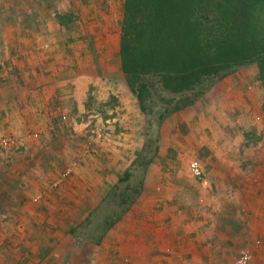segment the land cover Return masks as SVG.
Listing matches in <instances>:
<instances>
[{
	"label": "crops",
	"instance_id": "crops-1",
	"mask_svg": "<svg viewBox=\"0 0 264 264\" xmlns=\"http://www.w3.org/2000/svg\"><path fill=\"white\" fill-rule=\"evenodd\" d=\"M25 1H30L28 9L0 8V137L11 133L23 146L12 164L0 158V225L13 226L0 241L16 230L10 238L14 247L5 241L0 250V263L16 256L18 262L12 264H29V258L30 264H55L54 258L69 252L63 245L70 239L67 230L81 224L109 189L103 173L90 174V169L83 172L79 167L45 192L48 181L56 179L66 164L62 146L70 150L79 145L77 136L68 138L66 129L83 124L89 96L98 103L110 98L118 103L106 108L115 113L106 122L119 115L120 121L129 120L133 97L122 78L118 38L115 44L105 40L112 29L102 28L106 37L91 43V57L74 54L62 59L63 52L55 47L59 43L52 38L58 30L49 8L53 0ZM43 1L47 10L39 13L36 5ZM15 16L20 18L16 27L10 24ZM40 29L43 35L38 34ZM256 72L250 66L227 76L214 88L216 97H209L210 104L198 102L160 125L158 152L147 166L141 197L112 228L115 239L110 247L120 248L124 232L128 244L124 257L130 264H232L241 248L251 252L250 264H264V148L237 156L239 144L228 137L241 127H233V118L242 126L249 112L255 120L264 118ZM76 117L82 122H75ZM131 122L125 138L135 139L138 126ZM193 162L199 175L190 169ZM40 192L45 194L35 202ZM70 205L82 209V214L63 217L68 228L59 235L54 222L63 221L52 209Z\"/></svg>",
	"mask_w": 264,
	"mask_h": 264
},
{
	"label": "trees",
	"instance_id": "trees-1",
	"mask_svg": "<svg viewBox=\"0 0 264 264\" xmlns=\"http://www.w3.org/2000/svg\"><path fill=\"white\" fill-rule=\"evenodd\" d=\"M121 14L122 78L148 127L156 116L158 137L166 118L210 97L220 81L250 66L262 84L264 113V0H123ZM153 140L132 166L145 170L153 162L159 147L149 155ZM131 175L126 170L118 181ZM141 184L117 195L125 208L116 219L134 204Z\"/></svg>",
	"mask_w": 264,
	"mask_h": 264
},
{
	"label": "rangeland",
	"instance_id": "rangeland-1",
	"mask_svg": "<svg viewBox=\"0 0 264 264\" xmlns=\"http://www.w3.org/2000/svg\"><path fill=\"white\" fill-rule=\"evenodd\" d=\"M122 2L123 0H53L52 4H49V8L52 10V13H54L53 17L55 23L58 24V30L55 31V34L53 35L54 37L52 38H54L55 45L56 43H59L58 46L56 45L55 47L56 51L63 52L61 58H73L74 54H79L83 58L91 57V53H93L90 48L91 43L101 40L103 41L106 37V35L103 34L104 32L102 28L104 31L107 30L108 27L112 29L110 33H108V38L105 40L109 43L115 44L116 38H118L119 43ZM38 3L39 4L36 6L39 9V13L40 11L47 10V4L45 1ZM29 4L30 1L25 0H8L6 3H0V8H10L17 11L20 9H28L27 5ZM61 15H64L63 21H66L65 23H61V18L59 17ZM18 17L19 16H15V20H13L14 22L10 23L12 26L14 25L16 27L18 25L16 23L20 19H18ZM106 25L108 27H106ZM43 29H40L42 34H38L43 35ZM92 29H94L95 32L90 31ZM80 43H84L85 47ZM260 85L262 87L261 82ZM215 90L216 89L213 90L212 94V96L214 95V98L216 97ZM161 94L163 97L171 95L165 92H161ZM130 95L133 97V100L132 102L130 101L128 105L131 107L129 108V111H133V113L129 114L130 119L127 121H120L119 119L121 116L119 115L114 122L111 120L106 122L105 120L108 119V117L115 115L114 112L108 113L106 108L118 105V103L113 98H110L105 103H98L89 96V98L86 99V102H84L85 106L89 109V112L86 111L83 113V124L80 128L74 129V125H72L68 130L66 129L67 127H65L68 138L73 139L77 136L76 139L79 145L76 146L73 144L70 150H67V146H64V149L62 146V151L60 152L63 154V157L66 158L65 160L63 159L66 164H63L64 169L56 174V179L53 178L54 180L51 179L48 181L47 188L45 189L47 191L45 192L50 191L48 187L59 186L62 181L72 174V171H75L79 167L82 168L81 170L83 172H85L86 168L90 169V174L103 173L105 176L104 181L109 183V189L106 190V193L104 192L105 194L103 195L102 201L88 212L87 216L83 219V222L72 228L73 232L72 229L67 230L68 226L64 224L67 220L63 217L82 214V209L79 210L75 207L76 205H70L72 207L68 206V209H52L59 213V219L63 221L61 223L62 225H56V222L53 220L54 227L57 229L55 233H59L60 235V233L67 230L68 232L66 233H68V235L66 237H70V239H66L63 244L64 247L68 248V254H65V257L61 256L54 258L53 260L55 261V264H130V259L124 257L126 256V249H124V247L127 248L128 245L126 242L127 237L124 232H122V234L120 233L121 236L119 240L122 242V244L120 243V248L111 249L110 247V245H112V247L114 246L112 239H115L113 237L111 238L112 228L118 226L120 219H122L128 210L127 209L119 219L115 218L125 208L124 205L120 204V199L117 195L122 191H129L128 187H134L142 181L140 194L137 196L136 200L141 197L144 175L147 167L144 170L139 166L132 165L136 163L138 157L143 154L149 139H158L156 143L153 140L152 148L159 142L156 116L153 115L150 117L151 126L148 127V117L140 112L137 100L131 92ZM171 96L176 97L177 95L172 94ZM212 96L210 98H213ZM155 98L157 99L158 96ZM210 98L208 96L202 97L199 101L200 105L210 104ZM250 113L251 112L247 115L245 126H242L240 122L235 121L237 120L236 118H233V127L238 124L241 126L235 132L232 131L235 133L234 135H228V137H232L234 141H236V144H239L237 149L234 150V153L237 156H246L247 154H250L251 151L260 153L264 148V118L255 120L254 114ZM131 119L134 120L135 125L137 124L138 126L135 139L131 137L125 138V136L131 132ZM80 120L79 117H76L74 121L79 122ZM220 120L222 121L221 118ZM113 125L115 126L114 128ZM257 125H259L260 130L257 129ZM46 136L47 134H45L44 138H46ZM130 142L134 143L133 146L126 148L125 144H129ZM22 147L23 146L17 141L15 135L6 132L0 137V158H6V162L10 165L13 163L15 155H22V151H19ZM154 148L150 150L149 155ZM94 154L98 155L94 157ZM117 155H121V157ZM99 157H101V160ZM93 158L99 159V162ZM193 165L197 166V164L193 162L189 165L193 172L196 173V170L200 171L198 166L194 167ZM126 170L132 171L131 177L127 179V181L124 180L119 182L118 178L122 176ZM80 175L84 176V173L82 174L80 172ZM70 180L71 179H69V181ZM80 180L82 182L83 178L81 177ZM81 182L79 185L84 186ZM44 194V192H40V194L36 195L37 197H34L33 200L35 202L39 201ZM10 219L12 218H9V220ZM6 224L7 223H3L0 225V237L4 236L5 233H10L13 229V226H11L12 224ZM120 230L121 229H118V231ZM14 232H16V230ZM14 232H11L5 240L7 241V245L12 247L14 246L11 243L10 238L14 237ZM5 241H0V250L6 246L4 245ZM238 249L239 248H236L231 251V257L238 251ZM24 260L26 261V258ZM16 262L18 261L15 256L8 259L7 263H4V260H2V263L0 264H12ZM28 262L30 264L33 260L29 258Z\"/></svg>",
	"mask_w": 264,
	"mask_h": 264
},
{
	"label": "built area",
	"instance_id": "built-area-1",
	"mask_svg": "<svg viewBox=\"0 0 264 264\" xmlns=\"http://www.w3.org/2000/svg\"><path fill=\"white\" fill-rule=\"evenodd\" d=\"M193 166L194 167H197L196 165H193ZM68 172H66V173H68ZM199 173H200V171L199 170H196V173L195 174H199ZM251 260H252V254H251V252L248 249H246V248H242L233 257L232 264H250Z\"/></svg>",
	"mask_w": 264,
	"mask_h": 264
}]
</instances>
